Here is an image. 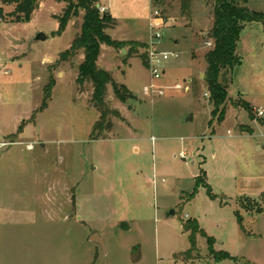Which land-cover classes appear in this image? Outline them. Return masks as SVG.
<instances>
[{
  "label": "rangeland",
  "instance_id": "374dc122",
  "mask_svg": "<svg viewBox=\"0 0 264 264\" xmlns=\"http://www.w3.org/2000/svg\"><path fill=\"white\" fill-rule=\"evenodd\" d=\"M246 1L250 11L264 15V0ZM98 4L117 22L106 31L110 38L149 40L124 47L126 55L101 46L97 68L133 98L121 103L106 86L104 103L116 115L108 114L112 127L91 140L101 108L91 83L77 81L83 52L62 57L80 33L83 12L58 35L65 4L38 0L23 22L13 14L12 0H0V144L10 142L6 135L16 128L17 136L45 134L58 166L71 164L83 173L78 177L87 195L75 198V211H61V222L38 218L40 226L28 227L6 209L19 191L16 173L0 171V264H264L263 205L252 202L264 198V23L247 22L241 29L240 65L219 78L229 101L212 116L203 83L212 2L193 0L190 18L178 0H95L100 11ZM154 10L169 19L154 29L162 36L159 50L176 55L156 82L162 96L146 94L150 73L144 60ZM39 33L45 41L34 40ZM242 99L259 100L263 116L253 110L252 120ZM3 146L0 168L17 159L21 148ZM200 175L206 186H196ZM79 216L91 222L102 246L86 241L88 229ZM192 221L213 240L214 252L233 260L216 262L203 235L183 256L190 249L183 225ZM28 228L39 231L24 234Z\"/></svg>",
  "mask_w": 264,
  "mask_h": 264
},
{
  "label": "trees",
  "instance_id": "16d2710c",
  "mask_svg": "<svg viewBox=\"0 0 264 264\" xmlns=\"http://www.w3.org/2000/svg\"><path fill=\"white\" fill-rule=\"evenodd\" d=\"M10 1V0H1ZM38 0H12L15 4L14 15L23 22H29L31 14L37 8L36 2ZM158 0H155L157 2ZM180 3V11L182 15L190 18L193 0H178ZM212 2V27L209 31L211 35L212 47L204 54L205 72L203 83L208 93L209 100L212 104L213 110L211 115L216 113L222 114L223 108L227 104L228 94L226 87L219 82V78L224 71L230 72L235 66L240 65V58L237 56L236 45L240 36V31L247 22L264 23V15L250 11L246 6V0H206ZM56 3L65 4L62 16L58 18L59 27L58 35H61L68 25L71 17H77L80 11L83 12L82 24L80 33L73 38L70 47L62 53L65 55L76 56L80 51L83 52L84 59L78 66L77 81H89L93 87V100L100 106V118L91 131L90 139L99 140L100 135L110 130L112 124L106 120L108 114L116 115V112H111L104 103V96L107 87L113 89V96L121 103L132 100L133 94L128 88L122 84L114 82L109 72L97 68L100 48L106 45L112 49H124V47H131L132 44L138 42L125 43L116 39L110 38L106 31L113 30L117 24L107 12H100L98 6L95 5V0H55ZM208 35V34H207ZM140 47H145L143 44ZM147 57L145 56V67ZM42 108L47 107V98L42 101ZM242 105L248 116L255 120L253 115V108L246 102ZM203 175V174H202ZM200 175L196 178V186L205 185L204 177ZM184 231L190 232L189 245L183 256H188L191 251L195 250V239L197 235H203L207 238L209 253L214 260L219 262L223 259H232L228 253H216L212 248L213 240L206 236L202 230L198 229L196 221L187 222L183 225Z\"/></svg>",
  "mask_w": 264,
  "mask_h": 264
},
{
  "label": "crops",
  "instance_id": "0c3cea01",
  "mask_svg": "<svg viewBox=\"0 0 264 264\" xmlns=\"http://www.w3.org/2000/svg\"><path fill=\"white\" fill-rule=\"evenodd\" d=\"M98 5L105 9L102 5ZM105 12H107L106 9ZM148 40L149 39H130L118 41H123L125 43H130L132 41L147 44ZM253 64L257 66V63ZM29 89H31V86ZM31 90L33 91V89ZM258 101L259 100L253 99L244 102L248 103L253 110L261 111L263 115V110H261L262 106H257ZM23 122L26 123L29 122V120H24ZM262 122V125H264V120ZM15 125L14 123V126ZM17 132H19L18 128L14 129L10 134H7L6 136H11V138H9L10 142H6L8 144L3 146L21 147L19 151L14 154L17 155V159H12L11 162L4 161L0 168L1 172L6 173L8 171L11 174L16 173V188L19 190L18 194H16L17 197L14 195L13 197L11 196V200L8 201L6 209L9 211L11 218L13 216H16L18 219L22 218L26 223L25 225L28 227L40 226L42 223L38 224V218H45L49 220L50 223H53L55 220L61 222V211H75V198L79 196L85 198L87 196L84 193L85 186L83 185V179L79 178L83 176V173L80 174L78 172L77 174L71 164H68L64 169L63 166H58L54 148H49L51 143L45 138V134H35L29 137L27 135H22L23 133H19L17 136ZM0 136L2 137V134H0ZM3 136L5 135L3 134ZM257 149L261 151L262 148L257 147ZM134 150L136 149L134 148ZM6 155L9 156V153ZM252 202L263 205L261 207V213L264 212L263 197L258 200L253 199ZM78 219L80 226L83 229H88L86 241L89 239L93 242L94 238L100 240L97 235L92 233V228L90 227L91 222L89 220L86 219L85 221L81 216H79ZM37 230L38 228H28L24 231V234L32 235L37 233Z\"/></svg>",
  "mask_w": 264,
  "mask_h": 264
},
{
  "label": "built area",
  "instance_id": "2783aa9c",
  "mask_svg": "<svg viewBox=\"0 0 264 264\" xmlns=\"http://www.w3.org/2000/svg\"><path fill=\"white\" fill-rule=\"evenodd\" d=\"M100 12H105L104 8H100ZM151 25L149 27L150 30V42L148 43V47L145 51L146 53V69L149 70L150 73V83L148 84V89L146 90V94L148 95H157L162 96L164 95L163 91L160 87L156 85V82L160 81L165 74V66L167 62L170 60L171 57H175L176 55L170 52H161L159 50V46L161 44L162 36L158 31L154 29H163V26L169 21V19L162 17V15L157 11L154 10L151 15ZM208 46H211V43H207ZM175 90L185 89L188 90L189 88L184 85H175ZM259 116H263L261 111H257ZM8 143L2 142V145H7ZM183 157V154L180 155Z\"/></svg>",
  "mask_w": 264,
  "mask_h": 264
},
{
  "label": "water",
  "instance_id": "95a60500",
  "mask_svg": "<svg viewBox=\"0 0 264 264\" xmlns=\"http://www.w3.org/2000/svg\"><path fill=\"white\" fill-rule=\"evenodd\" d=\"M208 38H211V35L208 34ZM34 40H36V41H38V40L39 41H45L46 40V37L42 33H39V34L36 35V37L34 38ZM121 53L123 55H126L124 49H121ZM200 75H201V77H203V74H200ZM171 214H173V212H171ZM93 242L98 243L100 246H102V241L101 240H98V239L94 238Z\"/></svg>",
  "mask_w": 264,
  "mask_h": 264
}]
</instances>
